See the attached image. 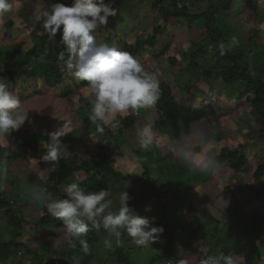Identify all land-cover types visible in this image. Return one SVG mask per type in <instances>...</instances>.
I'll use <instances>...</instances> for the list:
<instances>
[{
    "label": "trees",
    "instance_id": "trees-1",
    "mask_svg": "<svg viewBox=\"0 0 264 264\" xmlns=\"http://www.w3.org/2000/svg\"><path fill=\"white\" fill-rule=\"evenodd\" d=\"M62 1L66 5L72 3V0ZM124 1L116 0L115 5L119 12L124 9ZM178 2L183 3L181 8L178 7ZM189 5V2L185 3V1L180 0H154L153 2V6L159 11L165 23L170 21L171 17L176 16L184 18L188 25H191L194 14L190 12ZM222 7L224 12L237 13L241 16L250 26L249 34L242 38L241 34L235 31L236 29L223 33L219 27L212 25L209 16H207V22L205 21L204 24L207 39L203 38L202 42L192 44L190 50L186 52L190 59V62L186 65L197 66L196 59L198 55L205 52L207 47L214 46L219 56L229 60L228 67L218 72H213V68L204 69L199 75L204 76L203 81L214 78L208 82L210 88L215 89L219 84L236 87L238 89L237 107L247 106L252 113L257 115L258 110H264V35L261 38L257 37V34L264 30V0H223ZM43 19L42 17L35 23L36 25L31 32V34L40 38V42L32 44L26 52H23L22 47L16 44L11 50L2 54L0 78L8 84L10 90L22 102L41 98V96L51 92L54 96L52 99L53 104L56 102L62 103L57 107V110L66 111L68 107L67 99L75 93L86 90L87 82L78 81L67 74L63 62L58 59L59 53L65 51L63 45L59 44L60 34H57L55 40L50 39L48 32L43 27ZM15 23L8 20L0 25V43H2V46L6 45L13 37L16 31ZM101 28L96 30V36H102L99 37L101 39L99 43L114 45L129 52L149 71H153V68L148 67L147 63L149 61L158 62L159 59L166 56L174 41L173 36L169 38V36L163 35L166 28L160 25L154 26L151 34L145 36L139 33L135 39L130 38L133 32L127 30L128 28L114 29L108 26L106 33L100 35ZM233 36L243 42L242 47H236V53L232 50L221 55L217 45L221 42L227 45ZM18 54L20 55L17 56ZM65 58H67L66 51ZM168 59L171 61V65H177L176 55H169ZM157 80L160 96L154 106L142 109L137 114L129 112L123 116H118L119 126L116 128L106 127L104 131L112 133L114 129V131L119 130L123 134V138L120 135L121 139L113 142L115 143L114 146L117 145L116 147L121 150L120 152H123L120 142L127 140L125 135L134 137L139 117L144 112L149 113L150 117L144 119V121L146 125L151 127L155 142L150 150L134 149L141 162L140 166L144 169L143 173L135 174L119 171L116 169L115 159H112L109 152L100 154L99 159L94 162L84 160L81 164H75L71 158L67 161L61 159L58 162H51L50 180L52 181L44 187L31 189L24 193L26 200L24 206H34L40 212V214L31 218L25 217L23 210H19L15 206L14 200L7 198V192L0 190V210L2 211V217L6 218L8 222L5 227L0 225V264H10V260L15 262L25 256L27 261L31 262V257L28 258L27 254L23 253L27 252L31 255L33 253L32 248L17 240L18 237L22 236L20 229L25 224L36 229L45 226L64 229L61 220L48 214L43 205L38 206L34 203V197L39 195L40 189L46 188L52 193L53 198H64L63 185L71 181L75 172L79 170H83L81 171L83 177H80L79 181L81 187L85 190L99 191L103 189L109 191L113 185L110 186V180L117 183L120 190H123L120 183L129 179H133V183L138 184V186L153 190L154 198H151L153 203L148 204V206L144 205L143 208L141 202H136L135 207L143 210L140 213L138 212L139 209L135 210L140 215L147 216L150 220L155 217L154 224L157 226L163 225L165 231L159 241L148 246L147 250L152 253V256L149 262L143 264L162 263L167 259H171L173 264H179L182 259H188L190 264H195L197 261L194 260H197V258L202 259L206 255L218 252L234 254L239 261H241L239 259L241 254L242 263L244 264H261V260L264 258V153L260 154L259 157L255 155L253 156L255 158H252L245 150L247 144L240 143L236 145L228 142L229 134L226 133V123L228 124V121L226 120L229 118H226L223 112L227 107L223 108V111L222 109L221 111L217 110L219 90L206 95L205 89L201 86H196V84L194 86L185 85L183 89L187 93L193 90L195 98L198 95L203 96L198 102L194 98H192L193 101L186 102L179 95L181 83L177 79L160 78ZM214 80H219L220 83L214 84ZM86 106L84 104L80 109H77L78 122H82L80 126L87 130L88 128L96 130V125L87 121L90 112L85 110ZM41 109L43 108L41 107ZM258 120L263 128V136L261 135V137L264 138V118L260 117ZM200 123H204L206 131H219L217 137L212 138L213 146L207 152L211 159L206 170L200 172L204 177L201 182L209 181L217 171L219 175L225 174V189L230 194L231 202L226 209L222 210V216L220 217L213 216L210 211H205L198 216L186 211L182 216V220L176 223L169 218L168 214H170L171 206L177 199H184L183 194H180L179 191L180 183L175 182L172 177L164 180L161 177H164V168L171 165L170 162L175 155L184 159L185 156L190 155L189 151L191 149L196 153L201 151L202 146L197 131L201 134L205 131L202 132L198 127ZM23 133L26 136L18 141L13 140L11 145H7L8 148L5 153L7 164L14 161L19 162L18 159L43 158L46 153L40 146V132H32L27 128L20 135ZM6 139L10 140V137ZM1 140L2 138H0ZM189 140H193L195 144H188ZM109 145V142H106L103 147L111 150ZM1 152L0 157H3L4 151ZM154 158H158L161 165H155L157 168L152 170L150 167L154 166ZM180 163L185 162L181 161ZM250 163H257L251 179L246 173ZM185 171L189 172L187 169ZM154 175L157 176V180H160L159 185H161L158 188L152 183ZM201 182L190 184L189 188L192 189ZM238 187L240 189L237 191ZM243 189L246 190L245 203L239 198V194L244 191ZM233 217L236 219V223L231 220ZM212 218L217 222H226L232 232H227L224 237L216 235L215 232L218 231V227L215 229H213L214 226L208 227L211 225ZM9 232L13 233L12 239L5 238V235ZM101 233L107 236V232L103 229L100 231L91 229L85 238L89 244L96 243L101 238ZM201 239L208 242V248L194 245ZM177 245L179 246V252L173 250L174 246ZM113 248L115 249V244ZM22 249L24 251H21ZM189 251L191 252L190 257L184 256ZM123 252L124 248L118 247L116 254L122 260H127V258H124ZM63 262L60 259L58 264H63ZM167 263L171 262L168 261Z\"/></svg>",
    "mask_w": 264,
    "mask_h": 264
},
{
    "label": "rangeland",
    "instance_id": "rangeland-1",
    "mask_svg": "<svg viewBox=\"0 0 264 264\" xmlns=\"http://www.w3.org/2000/svg\"><path fill=\"white\" fill-rule=\"evenodd\" d=\"M180 1H185V3L189 2L190 4L189 10L194 14L192 20L193 23L191 25H188L184 18L176 16L171 17L170 21L165 23L163 17L159 14V11L153 6L154 0H125L123 2V11L119 12L118 9L116 16L109 17L107 27H102L99 33L100 35L106 33L108 26L114 29L128 28L127 30L133 32L130 35V38L135 39L139 33L145 36L151 34L156 25L165 27L166 33L164 32L163 35H167L169 38L173 36V45L171 46L169 53L162 59H159L158 62L149 61V63H147L148 67L150 66L153 68V72L156 73L157 79H177L179 83H181V88H177L179 89V95L182 100L186 102L193 101L192 98L198 102L203 96L198 95L195 98L192 89V91H190V93H193L192 95L183 89V86L185 85L194 86L196 84V86H201L205 89L206 95L211 94L213 91L218 92L219 90L220 94L219 99L217 100V110L221 111L222 109L223 111V108L227 107L223 112L225 113L226 118H229L226 120L228 121V124L226 123V133L229 134V136L226 135L228 136V142L236 145L240 143L247 144L245 150L249 153L250 157L255 158L253 157L255 155L259 157L260 154L264 153V138L261 137V135L263 136V128L258 118H264V110H258L256 115L252 113L247 106L237 107L236 101L238 98V89L236 87L233 85L223 86L222 84H219V88V85L215 89L210 88L208 82L214 78L203 81L204 76L199 75L204 69L213 68V72L224 70L228 67L229 60L219 56L214 46H209L206 48L207 50L205 52L198 55L196 59L197 66L186 65L190 62L189 55H187L186 52L190 50L192 44L202 42L203 38L205 40L207 39L205 37L206 27H204L205 21L207 22V16H209L212 25L219 27L223 33H228L231 30L236 29L235 31L239 32L242 38L249 34V24L247 25L246 21H244V19L237 13L231 14L228 13V11H222L223 0ZM11 2L13 3V11L0 17V25L8 20H12L16 22V31L6 45L2 46V43H0V63L3 58L2 54H5V51L11 50L14 45L18 44V46L22 47L23 52H26L32 44L40 42V38L37 35L31 34V32L36 25L35 23L43 17V10L49 8L53 0H11ZM114 7H116V5H114ZM204 16H206V18H204ZM263 31L260 34H257V37L259 36V38H261V36L264 35ZM95 37L99 43L101 40L99 37L102 36H96L95 32ZM239 42H241L240 39H238V44L234 45L229 51L234 50L233 52L236 53V47L240 48L243 44V42L240 44ZM245 42L249 43L247 40H245ZM210 48L211 51L209 50ZM19 55L20 54L17 56ZM169 55H176L178 59L177 65H171V61L168 59ZM218 83H220L219 80H214V84ZM84 90L80 93L71 95L67 99L68 107L66 108V111L57 110V107L62 103L56 102L53 104L52 99L54 96L51 92L45 96H41V98L39 97L23 101V106L25 109L29 110V115L34 114L29 117V121H26L25 124L17 130L19 132L13 131L8 137L2 138L0 141V155H2V150L4 151V155L3 157H0V160H5V153L8 148L7 145H11L13 140L18 141L19 139H22L23 136H26V134L23 133L20 135V133L27 128L32 132H40V146L46 151L41 144V142L48 140L46 133L55 130L57 127L62 126L67 122L68 127L65 130L68 134L61 137V140L68 147V150L73 152V155L69 158H71L75 164H81L84 160L94 162L99 159L100 154L109 152L112 159H115L116 169L119 171L122 170L135 174H142L144 169L141 168V162L134 151L135 148L140 149L138 138L136 136V128L146 125L144 119L150 117L149 113L144 112V114L139 117V121L135 127L134 137L131 135H125L127 140L125 139L123 142H120L123 147V152H120L121 150L116 147L117 145L114 146L115 143H113L116 140L121 139L123 136L119 130L114 131L113 129V134L108 132L99 133L94 128H88L87 130L80 126L82 122H78V116L76 117L77 109H80L82 105L86 104L87 106L85 110L87 112H90L91 110V106L86 98V90ZM41 107L43 109H41ZM87 121L90 122L89 119ZM198 127L202 132L205 131L203 134L197 131L200 137V145L202 146L200 149L201 151L196 153L191 149V151H189L190 155L185 156L184 159L175 155L174 159L170 162L171 165L169 164L170 166L164 168V177H161L163 180L172 177L175 182L177 181L180 183L179 191L180 194H183L184 199H177V201L171 206V211H169L170 214H168L169 218L176 223L182 220V216L186 211H190L194 216L201 215L205 211H210L213 213V216L220 217L222 216V210L226 209L231 202L230 194L225 189V174L219 175L217 171L212 177L213 179L211 178L205 183L201 182L204 180V177L200 172L206 170L207 164L211 159L207 152L213 146L212 138L217 137L219 131L209 132L207 130V132L204 123H200ZM128 132L130 133V131ZM9 137L10 140L6 139ZM106 142H109L111 150L103 147V144ZM188 144L194 145L195 142L189 140ZM2 145H4V147H2ZM18 160L20 161H14L7 164V175L0 177V184L4 185L3 190L7 192V198L14 200L15 206L19 208V210H23L25 217L31 218L32 216L40 214V212L34 206H24L26 204L24 193L31 189L44 187L47 183L52 181L50 180L51 161L43 160L42 157L35 159L30 157L29 160ZM261 160L263 161V159ZM159 161L158 158H154V166H151L150 169L154 170L157 168L155 165H161ZM181 161H184L185 163L181 164ZM256 165L257 163H250L249 168L246 170L250 179L251 175H253V171L257 167ZM185 169L189 170V172H186ZM81 171L83 170L75 172L71 181L66 182L63 187L66 184L71 183L74 179L79 180L80 177H83ZM157 179V176L154 175L152 177V183L158 188L161 184L159 185L160 180ZM197 182H201V184L198 183L192 189L189 188L190 184H196ZM109 183L110 186L111 184L113 185L111 186V190L107 191L109 193L107 198L113 200L114 208L118 207V197L123 190L129 192L132 197L129 204L136 210L139 209V213L143 209H137V207H135L136 202H141L143 208L148 206V204L153 203L151 199L152 197L154 198L153 190L144 186H138V184L136 185V183H133V179L124 180L120 183L123 190H120V186L117 183H114L113 180H110ZM239 189L240 188L238 187L237 191ZM243 190V193L239 194L238 192V194L241 201L245 203L246 190ZM150 207L153 208L152 206ZM1 212L2 211L0 210V225L5 227L8 222L6 218L2 217ZM231 220L233 223H236L234 217L231 218ZM210 222L211 225L208 227L214 226L213 229L218 227V231L215 232L216 235L224 237L227 232H232L226 222H217L213 218ZM20 230L22 236L18 237L17 240L32 248L33 253L31 255L27 252L23 253L25 255L27 254L28 258L31 257V262H28L27 257L25 256L26 258L23 257L15 262L10 260V264H58L60 259L61 261H64L63 264H70V262H72V257L74 256L80 258V264H143L149 262V259L152 256V253L147 250L148 246L140 247L134 245L131 242V238L126 234L122 236V244L119 246L124 248V258H127V260H122L116 254L118 247L115 246V249L105 248L103 241L107 236L105 234L102 235V233V236L100 235L101 238H99L100 241L98 240L96 243L93 242L89 244L91 254H85L79 244H77L76 248H70L68 246L64 236L65 229H58L52 226H45L36 229L25 224ZM12 237L13 233L11 232L5 235V238L7 239H12ZM194 245L203 248L209 247L208 242L203 239ZM173 250L179 252V246H174ZM21 251H24V249ZM190 253V251L186 252L184 256L190 257ZM239 259L241 260H238L239 264H244L242 263L243 260L241 254L239 255ZM168 261L173 264L171 259H167V261L165 260L162 263L158 262L157 264H166ZM194 261H197L195 264H199L200 259L197 258V260Z\"/></svg>",
    "mask_w": 264,
    "mask_h": 264
},
{
    "label": "clouds",
    "instance_id": "clouds-1",
    "mask_svg": "<svg viewBox=\"0 0 264 264\" xmlns=\"http://www.w3.org/2000/svg\"><path fill=\"white\" fill-rule=\"evenodd\" d=\"M116 0H72L66 5L62 0H53L50 7L43 10V27L50 39L55 40L60 34L59 44L65 51L59 53L65 71L78 81H86V98L91 106L88 119L96 125V130L103 133L105 128H116L120 121L118 116L129 112L139 113L142 109L154 106L159 99L160 90L156 73L145 67L132 54L114 45L98 43L95 32L106 28L109 17L117 15L114 7ZM179 3V2H178ZM181 3V2H180ZM13 11L11 0H0V17ZM238 44L233 36L226 45H217L220 54ZM211 51V48L209 49ZM29 110L25 109L20 98L10 90L7 83L0 78V138L8 137L29 121ZM67 122L55 130L46 133L48 140L41 142L46 149L43 160L67 161L73 152L61 140L68 134ZM139 147L150 150L155 139L150 126L136 128ZM55 170V169H53ZM8 172L7 161L0 160V177ZM4 185L0 184V190ZM64 198H53L46 188L40 189L34 197V203L43 205L47 213L62 221L64 236L70 248L77 244L83 253L91 254L88 240L85 238L91 229L107 232L103 243L105 248L121 246L122 236L127 235L131 242L140 247H147L161 239L165 231L163 225H155L151 220L140 215L129 204L132 199L127 190L120 192L118 207L114 208L109 193L85 190L78 179L63 187ZM72 264H80L79 257H72ZM172 264V263H169ZM179 264H190L182 259ZM199 264H239L234 254L218 252L206 255ZM264 264V258L261 260Z\"/></svg>",
    "mask_w": 264,
    "mask_h": 264
},
{
    "label": "built area",
    "instance_id": "built-area-1",
    "mask_svg": "<svg viewBox=\"0 0 264 264\" xmlns=\"http://www.w3.org/2000/svg\"><path fill=\"white\" fill-rule=\"evenodd\" d=\"M183 6V3H178V7L181 8Z\"/></svg>",
    "mask_w": 264,
    "mask_h": 264
}]
</instances>
